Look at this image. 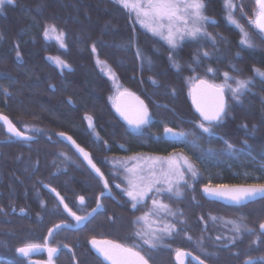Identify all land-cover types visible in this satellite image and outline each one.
Returning a JSON list of instances; mask_svg holds the SVG:
<instances>
[{
  "label": "trees",
  "instance_id": "16d2710c",
  "mask_svg": "<svg viewBox=\"0 0 264 264\" xmlns=\"http://www.w3.org/2000/svg\"><path fill=\"white\" fill-rule=\"evenodd\" d=\"M235 1L243 6L245 13L241 16L237 8L236 18L246 25L257 47L250 49L241 45L240 30L225 19L224 0H209L206 15L213 17L216 24L209 23L208 32L216 37V43L213 45L204 39L183 41L177 49L182 70L173 67L168 60V44L136 23L127 9L115 0H16L14 4L0 6V36H3L0 39V114L8 116L20 131L25 130V125L41 130L40 133L28 131V135L36 139L25 142L9 135L0 124V202L4 183L13 186L9 189L12 193L17 192L21 200L53 199L41 187L42 183L49 186L55 182L50 179L52 173L57 175L52 169L84 165L70 145L58 139L61 132L73 137L94 159L100 158L101 166H108L105 160L114 157L116 141L127 148L137 145L142 150L153 152V136L164 138L165 125L189 133L199 132L194 124L200 117L195 113L189 95L196 82L192 77L198 76L216 85L224 84V72L239 78L254 77L251 91L242 96V103L234 101L232 94L226 91L229 116L215 129L218 136L207 139L201 136L196 144H192L196 137L190 134L186 141H180V149L190 157L200 175L193 181V190H181L184 196L178 201L177 209L175 206L183 213V230L167 238L170 247L164 254L153 255L151 261L160 264L158 257L164 256L162 264H175L173 254L179 247L191 250L208 264H242L245 257L254 256L252 247L244 246L241 236L234 245L229 244L227 238L234 235L231 229L222 231L215 223L209 222L210 212L239 220V211L225 213L220 204L206 199L200 190L209 180L214 183H241L255 179L258 173L264 180L261 167L264 164V104L261 102L264 100V83L252 71L254 67L264 71V41L255 25L253 28L248 24V20H254L258 13L255 0ZM49 24L65 31L66 48H61L55 39L44 37V27ZM220 36L224 39L221 40ZM94 43L95 53L92 52ZM137 48L145 57L143 64L136 56ZM17 50L21 52L20 60L16 59ZM204 51L210 56L198 66L193 65L196 71H191L188 65L192 63L193 56ZM49 57H59L71 68L62 70ZM97 59L106 62L122 88L147 105L153 120L145 129V135L127 130L125 123L119 120L113 109L114 86L108 78L109 72L103 64H97ZM233 65L241 71H231ZM209 67L217 70L215 75H205ZM149 77L155 79L157 85H153ZM4 88L11 95L5 96ZM173 88L177 90L175 96L170 94ZM86 115L93 118V128L88 127V121L84 119ZM242 124H247L248 128H242ZM253 124L257 126L254 131ZM220 136L244 150L237 154L223 153L225 146ZM245 139L248 140L247 146L242 144ZM164 142L166 148L157 151L167 153L178 147L176 142ZM208 149L215 154L209 155ZM5 167L22 171L3 174L1 170ZM70 183L73 191L76 181L71 180ZM255 208H247L249 211L245 212L250 215L247 219L250 224H255L252 218L259 215ZM139 210L142 209L124 213L119 209L117 239L124 241L131 235L132 217ZM99 225L104 226V223L94 218L87 227L70 231L69 246L85 252V264H102L103 260L89 243L93 236H98V232L88 226L96 228ZM190 226L193 228L191 231L187 228ZM185 232L192 237L191 241ZM218 235L225 237L221 243L227 244L226 248L215 241ZM201 236L204 243L199 245L197 241ZM201 247L213 255L206 257Z\"/></svg>",
  "mask_w": 264,
  "mask_h": 264
},
{
  "label": "snow or ice",
  "instance_id": "6c2138e0",
  "mask_svg": "<svg viewBox=\"0 0 264 264\" xmlns=\"http://www.w3.org/2000/svg\"><path fill=\"white\" fill-rule=\"evenodd\" d=\"M15 2L16 0H0V6L5 4H14ZM115 2L122 5L124 8L135 12L136 20L143 27H146L148 31L152 32L154 35L161 36L162 39L167 42L169 46L168 60L171 65L178 70H182V66L177 59V49L182 40L191 39L193 41H199L204 39L210 41L213 45L216 43V37L209 33L205 27L209 23L213 25L216 24V20L213 17L205 14L208 11L209 0H115ZM255 2L259 8V12L256 14L255 19L250 20L249 22L255 25V27L259 30V33H264V0H255ZM224 6L228 11L226 17L228 22L235 25L237 28H240L242 32L240 43L250 49L257 47V45L252 42L248 33L244 31L243 26L234 16V12L237 8H239L241 16L245 14L243 6L235 4L234 0H224ZM0 10H2V7H0ZM51 33H56V39L60 42L61 48L67 47L64 43L66 37L64 30L58 29L55 24L46 25L43 33L44 37L46 39L49 38ZM2 38L3 36H0V39ZM219 38L221 40L224 39L222 36ZM260 39L264 41V35H261ZM92 52H96L95 43L92 45ZM236 55L239 56L240 53H237ZM136 56L143 64L145 57L139 48H137ZM209 56L210 53L207 51L202 53L198 52L193 56L192 63L188 65V68L195 72L196 67H193V65L198 66ZM16 59H21V52L19 50L16 51ZM48 59L53 60L62 70L71 68V65L59 57H49ZM97 64H103L112 78L115 79V74L111 72L110 68H107L106 62L97 59ZM148 64L149 66L152 64L150 59L148 60ZM231 71L239 72L241 70L233 65ZM252 71L255 77H259L261 82L264 83V71L255 67ZM216 72V69L209 67L206 69L205 75H215ZM223 77L224 84L222 85L209 83L207 80L198 76L192 77L191 79L196 81V87L190 90V94L192 95L193 105L200 116V120L194 124V128L198 129L199 132L189 133L184 130H177L165 125L163 129V137L173 140L183 138L186 141L187 136L192 134L196 137V139L191 141V143L196 144V140L201 138V136H203L204 139L212 136H218L215 129L229 116L230 105L225 100L226 91L231 92L232 99L234 101L242 103V96L251 91L250 86L254 82V77L239 78L237 76L230 75L229 72H224ZM149 79L153 85H157L158 82L155 79L152 77H149ZM230 80L234 81V86L228 83ZM50 87L54 86L50 85ZM201 88L207 89L212 94L213 102L211 104L198 99L197 93ZM3 93L5 96L11 95L7 88L3 89ZM123 94L134 95L133 93H128L127 90H125V93H122V95ZM170 94L175 96L177 94V90L175 88L171 89ZM136 100L139 103V107L134 111H129L121 107L119 104H114V107L117 113H119V115L127 122L129 127L133 128L139 135H145V129L151 126L153 115L150 113L147 105L144 104V101L140 100L139 97H136ZM261 102L264 104V100ZM69 103H71V100H69ZM84 119L88 121V127L93 128V118L86 115ZM0 121H3L7 132L10 133L11 136L20 138L25 142L33 141L35 139L34 136L28 135V131L35 133L41 132L40 129L35 127L29 128L27 125H25L24 131H20L8 118V116L3 114H0ZM241 127L247 129L248 125L242 124ZM256 127L257 126L255 124L252 125L253 131ZM58 135L60 137L66 136L63 132ZM97 138H99L98 134ZM66 139L71 141L77 151L83 156L84 160L87 161V164L91 167V169L99 175L100 180L103 182L104 191H101V193L96 196V207L92 208L91 211L85 213L84 215H77V213L73 211L67 203H65V197L60 196V194L56 192L55 188L51 189V191L56 194L59 204L63 205L64 212L71 217V220L74 221L75 224L72 225L67 221H61L60 223L53 225L52 228L48 229V236L44 238V245L25 244L24 246L16 249L17 253L24 257H28L33 252L40 250L42 247H46L49 257L46 264H53V257L58 252V247L47 246L49 238L53 236L56 231L61 229L69 227L79 228L81 225H86L87 222L94 219L95 214H97L98 210L103 207L101 201L105 192H108L109 195L111 194L109 181L104 178V173L101 172L100 168H98L96 163L93 162L90 154L85 151L84 148H81L78 144H76L75 140H73L71 136H67ZM219 139L223 141L225 146L223 153L237 154L238 152L244 150V148L238 149L236 145L228 140H224L222 136H220ZM242 144L247 146L248 140H243ZM105 145L107 146V142H105ZM121 147H123V145H121ZM207 151L209 155L215 154L211 149H208ZM61 155L64 154L61 153ZM203 155L204 153L202 152L201 156ZM130 159L138 161L141 158L132 157ZM144 161V166L136 164L132 167H126V174L122 181L126 187L122 188L121 191L123 195L128 198L133 211L138 210L141 204L147 203V197L150 195L153 197L161 195H169L170 198L181 197L182 188L192 189V184L189 183V176L191 180L195 181L200 175L195 166L189 163L185 157L171 155L167 158L145 157ZM181 161H183V163H180ZM261 167L264 169V164H262ZM162 185L166 187H162ZM115 186L117 188H121L120 184H116ZM202 191L208 197L227 200L231 204L237 206L253 202L257 199H264V183L247 185L218 184L215 186L209 183L203 186ZM77 199L79 201L78 207L82 208L85 205V197L79 196ZM193 199H195V197H193ZM41 203L43 205V202ZM152 205L156 210V212L153 213L154 215L166 213L173 220L177 216L183 217L182 212L172 211L168 205L158 199L154 198L152 200ZM12 210H16L14 205H12ZM3 211L4 210L0 208V212ZM19 211L20 213H24L25 209L20 208ZM37 215L39 216V213ZM148 216L149 213H145L140 217H136L132 223L135 225H141L147 220ZM108 219L111 221L115 218L109 217ZM200 219L203 220V217ZM210 219L215 221L217 220V217L210 216ZM177 223L183 224L184 221L183 219H180ZM177 223H165L163 227L158 229L145 230L144 228H137L135 236L142 240L141 245L133 244L131 247H128L110 240H98L95 236L89 240V243L96 250L98 255L103 258L102 264H104V262H107V264H150V260L153 259L150 253L164 246L162 245V241L164 239L172 237L175 233L183 230L177 226ZM225 223L232 225L231 231L234 233L233 236L227 238L229 244L234 245L237 238L240 237L242 233L252 234L253 232H258L257 238L251 241L252 244H257L258 241L264 240V221L259 224L258 230L248 227L243 217H240L239 220L229 219L226 220ZM185 236L189 241L192 240V237L188 235L187 232H185ZM223 239H225V237L219 235L215 237L217 244L226 248L228 245L221 243ZM197 243L199 245L204 243L203 236L200 237ZM63 247L67 248L68 246L64 245ZM145 247L147 248V252L144 254H142L141 251L136 250L137 248ZM201 251L206 257L213 255L212 253L204 251L202 247ZM175 255L179 264H184L182 257L192 256V253L178 248L176 249ZM193 259L197 261L198 264H205V260L201 259L200 256H193ZM258 261L260 264H264V256L249 257L244 261V264H257Z\"/></svg>",
  "mask_w": 264,
  "mask_h": 264
},
{
  "label": "flooded vegetation",
  "instance_id": "af4514ba",
  "mask_svg": "<svg viewBox=\"0 0 264 264\" xmlns=\"http://www.w3.org/2000/svg\"><path fill=\"white\" fill-rule=\"evenodd\" d=\"M256 7L259 12L258 6ZM125 97H128V95L120 94L119 98L115 100L114 104H119L121 107L129 111H134L136 109L135 108L136 105L132 103H125L124 102ZM113 109L115 110L116 114L119 116V120H122L125 123L127 130L136 132L133 128L129 127L127 122L123 119V117H121L119 113H117L115 107ZM182 139L183 138L173 140L166 137L162 138V137L153 136L152 139L153 144H151L154 146L153 152L142 150V148H138L137 145H132L127 148L119 141H116L114 142V151H113L114 158L116 159L127 158L129 156L145 155V154L151 155L153 157H162L175 153V154L183 155L190 163L191 162L190 157L188 155H185V153L180 149L181 148L180 141ZM164 140H168L170 143H174V142L178 143V147L176 148L177 150L174 149L167 153H161L157 151L159 149H164L166 145ZM121 145H123V147H121ZM131 147L133 148V150H130ZM91 157L93 159V162L96 163L97 167L100 168L101 172L104 173V178L109 181V188L111 194L109 195L108 192H105V195L104 197H102V201H101L103 207L98 210L97 214H95L94 217L98 219L99 222H103L104 226L99 225L96 228H94L93 225L88 227L92 231L98 232V236L96 237V239H108L128 247H131L133 244L141 245L142 240H140L135 236V232L137 228H142V227L141 225L133 224L132 221L136 217H140L144 215V213H146L145 209L148 207V203L141 204L139 208H141L142 210L137 211L138 213L135 214V217H132L131 235L127 236L124 241L123 239H117L119 232V226H117L119 221L118 218L120 212L119 209L123 210L124 213L125 212L128 213L130 210L133 212V210L131 209V203L128 201V198L123 195L121 191V189L124 188V186L122 185L120 175L124 170L122 171L119 168H115V167L113 168L110 166L103 167L101 166L102 161H100V158L94 159L92 155ZM83 164H84L83 166H79V167L64 166V167L52 169V171L57 172V175L55 176H53L54 173H52L53 175H50L51 176L50 179L55 180V182L50 184L49 186L42 183L41 187H43L49 194H51L53 199L49 198V200L35 201L28 198L21 200L19 199L20 197L17 192L12 193L11 189H9L13 186H8L5 183L3 184L4 188L2 191V199L0 202V208L4 210L3 212H0V264H30V262H39L41 264H46V262L49 259L46 248L28 257H24L20 255L19 253L16 252V249L18 247L24 246L25 244L44 245L45 244L44 238L48 236V229L52 228L53 225L58 224L61 221H67L72 225L75 224V222L71 220V217H69L68 214L64 212L63 205L59 204V200L56 194L51 191L52 188H55L56 192H58L60 196L65 197V203H67L69 207L77 213V215H84L85 213L91 211L92 208L96 207V196L99 195L101 191H104L103 182L100 180L99 175L96 174V172L93 169H90L87 166V164H85L84 161ZM1 171L3 174H5L8 171L17 173L22 170L20 168L5 167ZM259 171H261V168H259ZM70 175H73V177L71 178ZM262 179L263 177L261 176V173H258L257 176H255V179H252L251 181H244L241 183H232V182L214 183L211 180H209L206 181L202 186L209 183H211L213 186L218 184H226V185L258 184V183H264V180ZM71 180L76 181V186H74L75 189H73V191L70 189ZM116 184H120L121 188H117L115 186ZM70 192H72L71 196H70ZM79 196L85 197V205L82 208L78 207L79 201L77 197ZM180 200L181 199H179V201ZM41 202H43V205ZM167 202H169L168 203L169 205L175 206L174 203H176V200L174 198L173 199L171 198ZM34 203L37 205H34ZM38 203H41V205L38 206ZM217 203L222 206L223 208L222 210L225 211V213L227 214L231 212L234 213L239 211V215H241V217L245 219L247 226L250 228L258 230L259 224L262 221H264V199H257L253 202H248L247 204L244 205L231 206V207L219 202ZM12 205L15 206L16 209L15 211L12 210ZM253 206H256L255 209H257L259 215H256L254 218H252L253 220L256 221L255 224H250L248 223L247 220L248 218H250V215L245 214V212L249 211L247 208L250 207L252 208ZM20 208H24L25 212L20 213L19 211ZM176 209L175 211H177ZM38 213L39 216L37 215ZM109 217H114L115 219L110 221L108 219ZM163 217L165 221H167V218L171 220L169 216L167 217V215ZM226 217L228 219H231V217L228 216ZM180 219L181 217L177 216L174 220H171V222L177 223ZM91 220L93 221L94 219ZM88 223L89 222H87L86 225L83 226V228L87 227ZM97 223L98 222L96 221V224ZM177 225L179 228L182 229L181 226L182 224L177 223ZM191 227L192 226L187 228L190 229L191 231L193 229V228L191 229ZM80 228L83 229L82 227ZM73 229L75 230V228L73 227L61 229L59 231H56L54 235L49 238L47 242V246L58 247V252L53 257V264H71V262L73 264H79V262L80 264H85V260H84L85 252L80 250H74L69 246L68 238L70 237V231ZM227 230H230V228ZM109 231L111 232V234L107 235V233H110ZM190 231H188V233ZM257 235L258 232H253L252 234L242 233L240 235L242 237L243 245L244 246L250 245L253 250L252 254H254V256L245 257L244 261L249 257L264 256V240L258 241L257 244L251 243L252 240L257 238ZM104 236H109V237H104ZM64 245H67L68 247L65 248L63 247ZM162 245L164 246L152 251L150 255L153 256L158 254L159 256V254L162 253L164 254L166 249H168L170 246L167 242V238L162 241ZM179 249L194 254V252H192L191 250L183 249L180 247ZM136 250L141 251L142 254L147 252L146 247L137 248ZM194 255L197 256L196 254ZM77 257H79V260ZM164 259H165L164 256L158 257V261H159L158 263L162 264ZM244 261H242L241 263L244 264ZM150 264H153L151 260H150ZM187 264H192V261L189 259ZM257 264H260V262L258 261Z\"/></svg>",
  "mask_w": 264,
  "mask_h": 264
},
{
  "label": "rangeland",
  "instance_id": "374dc122",
  "mask_svg": "<svg viewBox=\"0 0 264 264\" xmlns=\"http://www.w3.org/2000/svg\"><path fill=\"white\" fill-rule=\"evenodd\" d=\"M234 3L236 4V1L234 0ZM122 6V5H121ZM123 7V6H122ZM225 8V7H224ZM126 9V8H125ZM127 11H128V13H130L131 15H132V17H133V19H134V21L136 22V23H138L139 25H141L137 20H136V14H135V12H133V11H130V9H127ZM225 11H226V17H227V14H228V11H227V9L225 8ZM236 12V11H235ZM235 12H234V16H235V18L237 17V15L235 14ZM206 14V13H205ZM226 20H227V18H225ZM237 20H238V22L243 26V29H244V31L245 32H247L248 33V35H249V37L252 39V42L255 44V45H257V43H256V40L254 39V41H253V38L254 37H252V35H250V32H248V30L246 29V25L245 24H242L240 21H239V19L238 18H236ZM250 20H253V19H250ZM250 20H248V21H250ZM227 22H228V20H227ZM228 24H230L229 22H228ZM248 24L251 26V27H253L254 28V24H252V23H250V22H248ZM230 25H232V26H234L235 28H237L235 25H233V24H230ZM142 26V25H141ZM248 26V25H247ZM143 27V26H142ZM206 27V29H207V31H208V25H206L205 26ZM144 29H146L147 30V32H148V29L146 28V27H143ZM256 28V27H255ZM237 29H239L240 30V28H237ZM257 29V28H256ZM149 33H152V32H150L149 31ZM153 34V33H152ZM166 34V33H165ZM240 34H241V38H242V32H241V30H240ZM154 35V34H153ZM259 35L261 36V35H263V33H259ZM155 36H157V37H159V38H161L162 39V37L161 36H158V35H155ZM50 38L52 39H55L58 43H59V45H60V42L56 39V33H51L50 34ZM164 40V39H163ZM186 40H190L191 41V39H185V40H182L181 42H180V44L183 42V41H186ZM165 41V40H164ZM165 43H167L166 41H165ZM242 45V44H241ZM243 47H246V46H244V45H242ZM108 78H110V80H111V82H112V84H113V88H114V93L112 94V101H113V104L115 103V100L117 99V98H119V95L120 94H122V92H125V89L124 88H122L121 86H120V84L115 80V79H113L112 78V76L108 73ZM259 78V77H258ZM224 83V82H223ZM228 83L229 84H232L233 86H234V81H228ZM128 92H130V91H128ZM131 93V92H130ZM229 93H231V92H229ZM171 156H181V157H184L183 155H179V154H175V153H172V154H170ZM170 155H167V156H162L161 158H167V157H169ZM132 157H140L141 159L140 160H131L130 158H132ZM145 157H153V156H151V155H147V154H145V155H135V156H129V157H127V158H119V159H116V158H114V157H111V158H107L105 161H106V163L108 164V166H110V167H115V168H119V169H121L123 172H122V174L120 175V179H121V182L123 181V177L125 176V168L126 167H132L133 165H136V164H139V165H141V166H144L145 165V161H144V158ZM102 160V159H101ZM125 162H127V163H125ZM180 163H183V161H181ZM191 163V162H190ZM192 164V163H191ZM82 166V165H81ZM119 173H121V172H119ZM189 183H191L192 184V189H190V190H193L194 189V183H193V180H191V178H190V176H189ZM122 185L124 186V187H126V185L124 184V183H122ZM162 187H166V186H163L162 185ZM183 189V188H182ZM181 189V190H182ZM184 196V193H183V191H182V196L181 197H173L175 200H176V203H174L175 204V206H176V208L178 207V205H179V199H181L182 197ZM158 199V200H160V201H162L164 204H166V205H168L169 206V208L172 210V211H174L175 210V206H171V205H169L168 203L169 202H167V201H169L171 198L169 197V195H161V196H156V197H153V196H149V197H147V203H148V207L145 209V211H146V213H149V216H148V218H147V220L143 223V224H141V227L142 228H144L145 230H149V229H158V228H161V227H163V225L165 224V223H172L171 222V220H173L171 217H170V219L171 220H169L168 218H167V221H165L164 220V217L163 216H165V215H167L166 213H160V214H158V215H154L153 213L154 212H156V210L153 208V205H152V200L153 199ZM172 198V199H173ZM145 214V213H144ZM208 215H210V216H215V217H217V220H215V221H213V220H211L210 218H209V222H212V223H215L216 224V226L218 227V228H221L222 229V231H228L227 229H232V225H230V224H226L225 223V221L226 220H229L226 216H223V215H220V214H218V213H214V212H210ZM167 217H168V215H167ZM192 218V217H191ZM154 221H155V223H154ZM204 222V221H203ZM206 224H207V222H206Z\"/></svg>",
  "mask_w": 264,
  "mask_h": 264
},
{
  "label": "water",
  "instance_id": "95a60500",
  "mask_svg": "<svg viewBox=\"0 0 264 264\" xmlns=\"http://www.w3.org/2000/svg\"><path fill=\"white\" fill-rule=\"evenodd\" d=\"M196 87V82L195 83H193V86L191 87V89H193V88H195ZM190 95V101H191V103H192V106H193V109H194V111L198 114L197 116H199V113L196 111V108H195V106L193 105V102H192V95L191 94H189ZM197 96H198V99H201L203 102H205V103H208V104H211L212 102H213V96H212V94L207 90V89H204V88H201V89H199V91H198V93H197ZM136 97L137 96H135V95H128V97H125V99H124V102L125 103H132V104H135L136 105V109L139 107V103H138V101L136 100ZM225 100L227 101V99H226V96H225ZM200 117V116H199ZM0 124H3L4 125V123H3V121H0ZM4 127H5V129H6V126L4 125ZM18 129V128H17ZM6 132H7V129H6ZM8 133V132H7ZM9 135H11L10 133H8ZM66 134V133H65ZM31 136V135H30ZM67 136H70V135H68V134H66V136L65 137H60L59 135H58V139L59 140H61V141H64V142H66V143H68L69 145H70V147L76 152V154H78V156L85 162V164H87V161L86 160H84V158H83V156L77 151V149H76V147L71 143V141H68L67 139H66V137ZM35 137V136H34ZM15 138H17V137H15ZM17 139H19V140H21L20 138H17ZM35 139H36V137H35ZM34 139V140H35ZM72 139L74 140V138L72 137ZM33 140V141H34ZM23 141V140H22ZM27 142H31V141H27ZM76 142V141H75ZM76 144H78L77 142H76ZM79 145V144H78ZM80 146V145H79ZM81 147V146H80ZM82 148V147H81ZM85 151H87L86 149H84ZM88 153H89V151H87ZM90 154V153H89ZM90 156H91V154H90ZM87 166L91 169V167L87 164ZM97 174V173H96ZM202 189H203V186H202V188L200 189L201 190V193H202V195L206 198V199H208V200H214V201H216V202H219V203H222V204H225V205H228V206H237V205H233V204H231L230 202H228L227 200H222V199H216V198H211V197H208V196H206L204 193H203V191H202ZM240 206V205H239ZM83 226L84 225H81V226H79V228L80 227H82L83 228ZM73 228H75V229H78V228H76V227H73ZM98 240H108V239H98ZM110 241H112V240H110ZM115 242V241H114ZM116 243H118V242H116ZM120 244V243H119ZM90 246H91V244H90ZM46 247H42L40 250H38V251H36V252H33L32 254H30L29 256H31V255H33V254H36L37 252H39V251H41L42 249H45ZM47 249V248H46ZM91 249L95 252V254H97L98 255V253L96 252V250L91 246ZM186 252H188V251H186ZM21 255V254H20ZM175 255V254H174ZM99 256V255H98ZM193 256H195L194 254H192V256H185V257H182V259H183V261H184V264H187L188 263V260L190 259L193 263H195V264H198V262L197 261H195L194 259H193ZM100 257V256H99ZM100 259H102L103 260V258L102 257H100ZM174 261H175V263L176 264H179V262L176 260V255L174 256ZM105 263H107V262H105ZM30 264H41V263H39V262H30ZM205 264H208V263H206L205 262Z\"/></svg>",
  "mask_w": 264,
  "mask_h": 264
}]
</instances>
